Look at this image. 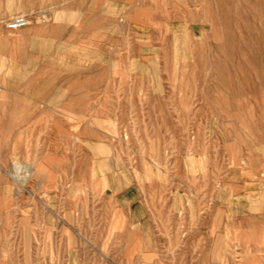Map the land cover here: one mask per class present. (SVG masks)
Instances as JSON below:
<instances>
[{"label":"rangeland","instance_id":"obj_1","mask_svg":"<svg viewBox=\"0 0 264 264\" xmlns=\"http://www.w3.org/2000/svg\"><path fill=\"white\" fill-rule=\"evenodd\" d=\"M0 264H264V0H0Z\"/></svg>","mask_w":264,"mask_h":264},{"label":"built area","instance_id":"obj_2","mask_svg":"<svg viewBox=\"0 0 264 264\" xmlns=\"http://www.w3.org/2000/svg\"><path fill=\"white\" fill-rule=\"evenodd\" d=\"M41 18L45 19L46 14L42 15ZM30 23H31V20L29 17L25 15H18L7 23V27L11 30H16V29L26 27L30 25Z\"/></svg>","mask_w":264,"mask_h":264},{"label":"bare ground","instance_id":"obj_3","mask_svg":"<svg viewBox=\"0 0 264 264\" xmlns=\"http://www.w3.org/2000/svg\"><path fill=\"white\" fill-rule=\"evenodd\" d=\"M69 16H70V13H69ZM70 21V20H69ZM121 22V21H120ZM188 49V48H187ZM85 56V55H84ZM190 56V55H189ZM9 62V61H8ZM26 70V69H25ZM153 73V72H152ZM158 76V75H157ZM155 77V76H154ZM211 89V88H210ZM68 91V90H67ZM56 93V92H55ZM55 93H53V94H55ZM57 99V98H56ZM56 99H54V100H56ZM52 102V101H51ZM49 103V102H48ZM68 115H65V117H67ZM71 118V117H70ZM71 119H73V118H71ZM78 125V124H77ZM74 126V125H73ZM73 128V127H72ZM4 132V131H3ZM187 156V155H186ZM191 156V155H190ZM193 157H194V155H193ZM188 158V157H187ZM186 158V159H187ZM192 158V157H191ZM16 160V159H15ZM13 161V160H12ZM188 161H189V159H188ZM197 162V161H196ZM13 163V162H12ZM194 163V162H193ZM16 164V163H15ZM197 164V163H196ZM200 164V163H199ZM24 165V164H23ZM190 165V164H189ZM192 165V164H191ZM13 167L15 168V166L13 165ZM18 167V166H17ZM198 167V166H197ZM191 168V167H190ZM201 168V167H200ZM11 169V168H10ZM21 169V168H20ZM194 169V168H193ZM204 169V168H203ZM18 170H19V167H18ZM189 170V169H188ZM190 170H192V169H190ZM194 172H197V171H194ZM37 187V186H36ZM9 211V210H8Z\"/></svg>","mask_w":264,"mask_h":264}]
</instances>
